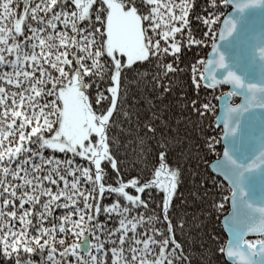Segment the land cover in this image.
Instances as JSON below:
<instances>
[{"label":"snow or ice","instance_id":"6c2138e0","mask_svg":"<svg viewBox=\"0 0 264 264\" xmlns=\"http://www.w3.org/2000/svg\"><path fill=\"white\" fill-rule=\"evenodd\" d=\"M230 4L224 13L210 0L213 11L195 17L207 29L197 39L192 0H0V264H191L175 238L185 222L170 215L183 169L169 163L172 138L159 134L167 121L151 101L147 117L135 96L129 104L127 73L137 62L154 64L162 98L182 45L207 46L209 38L208 58L191 68L190 105L202 121L215 106L199 102L201 84L229 86L216 97L222 128L204 141L227 184L212 208L231 205L218 251L226 264H264V45L249 57L229 39L233 13L264 0H219ZM122 125L141 145L156 143L151 168L138 157L143 176L121 178L112 132ZM150 202L160 214L148 211Z\"/></svg>","mask_w":264,"mask_h":264},{"label":"trees","instance_id":"16d2710c","mask_svg":"<svg viewBox=\"0 0 264 264\" xmlns=\"http://www.w3.org/2000/svg\"><path fill=\"white\" fill-rule=\"evenodd\" d=\"M192 3L194 8L190 10L189 14L191 31L195 38L204 39L202 33L207 29L202 21L195 17L197 14L206 16L213 9L210 7V0H192ZM217 5L220 11L228 12V8L225 9L219 5V0H217ZM218 30L217 25L214 31L218 32ZM177 36L179 38L180 34ZM211 43L209 38L207 46L203 44L191 47L182 45L177 54L178 62L174 61L179 70L168 74L171 88L169 92L163 94L162 98L159 97L153 84V76L158 71L154 64L137 62L139 67L134 65L132 71L127 73L131 90L129 104L132 103V96H135L137 98L136 109L142 117H147L150 109L147 101H151L155 105V108L151 110L163 111L167 121L168 126L160 127L159 134L172 138L169 163L179 164L183 169L182 180L173 198L170 215L174 224L180 217L185 222L183 232L176 231L175 238L182 244L184 253L191 257V264H226V260L221 257L218 248L227 243L221 221L229 211V203H225L224 207L219 210L213 209L212 205L223 202L222 196L226 194L224 189L227 188V185L210 171L209 165L217 157L215 153L206 149L204 141L208 137H216L219 134L220 128L215 123L218 111L216 97L226 92L227 88L218 86L216 89H208L201 84L198 90L199 102H210L215 106L214 112L206 114L202 121L192 113L190 105L191 100L197 99V89L191 83V68L197 60L206 59ZM166 60H173V57H166ZM137 81H139V87ZM160 91L162 92V88ZM235 102H237V98L233 97L232 103ZM121 127L124 129L123 131L113 129L112 132L118 141L114 151L118 156V163L121 164V178L143 176L147 169L138 157L142 156V159H146L147 167L151 168L157 160L156 143L148 138L141 145L137 140L135 130L129 131L127 125ZM139 134L143 135L142 128L139 130ZM221 149L222 145H217V151H221ZM129 191L134 192L131 189ZM110 200V197H102L101 204L110 202ZM61 211L56 209V214ZM148 211L160 214L152 202L149 203ZM99 219H104L102 213ZM111 223L109 221V224ZM163 226L157 224V227ZM108 256L110 257V253ZM34 259L39 261L40 257L34 256Z\"/></svg>","mask_w":264,"mask_h":264},{"label":"water","instance_id":"95a60500","mask_svg":"<svg viewBox=\"0 0 264 264\" xmlns=\"http://www.w3.org/2000/svg\"><path fill=\"white\" fill-rule=\"evenodd\" d=\"M230 9L228 13H232V5L230 4L228 6ZM234 16L239 17L238 25H237V30L233 33V37H230V40H234L241 51H246L248 56L251 57L253 54L254 50L257 48L259 45H264V6H257L255 8H247L243 13H233ZM219 31V30H218ZM218 34V32H217ZM223 43V42H221ZM211 52V49L209 53ZM208 53V55H209ZM208 58V56H207ZM206 58V59H207ZM253 70H258L254 68ZM222 87H227V90L229 89L228 85H220ZM239 100L238 103L240 102V97L236 96ZM231 102V100H230ZM221 112V101L218 100V113ZM215 123H216V118H215ZM217 126V124H216ZM218 127V126H217ZM219 128H222V124L219 125ZM222 145V142H221ZM216 161V160H215ZM213 161L210 165V171L217 177H219L213 170H212V165L215 162ZM225 184L226 182L223 180L222 177H219ZM227 185V184H226ZM231 211V205L229 203V211L228 213L222 218V228L224 229V232L227 236V241L229 238L228 232L224 228V219L228 216L229 212ZM255 235L249 234L246 238H253ZM87 243V241H85Z\"/></svg>","mask_w":264,"mask_h":264},{"label":"rangeland","instance_id":"374dc122","mask_svg":"<svg viewBox=\"0 0 264 264\" xmlns=\"http://www.w3.org/2000/svg\"><path fill=\"white\" fill-rule=\"evenodd\" d=\"M228 8V7H227ZM229 9V8H228ZM230 10V9H229ZM228 10V11H229ZM228 13V12H227ZM223 19V18H222ZM210 49H211V47H210ZM210 49H209V51H210ZM209 51H208V53H209ZM208 53H207V56H208ZM207 56H206V58H207ZM234 97H236V96H234ZM233 98V97H232ZM232 98H231V101H232ZM237 98V97H236ZM238 98H237V102H235V103H238ZM217 113H218V111H217ZM216 118V117H215ZM221 151H222V149H221ZM215 161V160H214ZM222 223V222H221ZM224 230V229H223ZM226 235V234H225ZM226 238H227V236H226ZM253 238H256V237H253ZM247 239H251V238H247Z\"/></svg>","mask_w":264,"mask_h":264},{"label":"bare ground","instance_id":"6f19581e","mask_svg":"<svg viewBox=\"0 0 264 264\" xmlns=\"http://www.w3.org/2000/svg\"><path fill=\"white\" fill-rule=\"evenodd\" d=\"M227 88V87H226Z\"/></svg>","mask_w":264,"mask_h":264}]
</instances>
